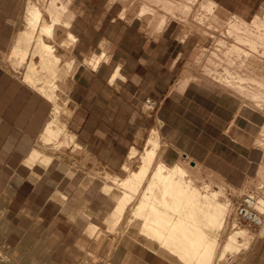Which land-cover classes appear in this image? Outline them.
Wrapping results in <instances>:
<instances>
[{
    "label": "crops",
    "instance_id": "crops-1",
    "mask_svg": "<svg viewBox=\"0 0 264 264\" xmlns=\"http://www.w3.org/2000/svg\"><path fill=\"white\" fill-rule=\"evenodd\" d=\"M24 1L0 0V49ZM214 1L246 21L264 9V0ZM117 2L73 0L78 10L72 8L70 29L77 37L72 54L79 64L69 91L73 115L68 124L82 149L97 163L123 170L135 135L138 138L141 127L153 125L141 111L143 99L152 96L160 101L164 161L174 164L190 156L237 187L254 178L263 158L256 145L263 113L230 90L189 78L188 73L183 76L187 64L195 61L199 32L181 37L182 27L173 22L158 31L143 29L136 18L118 16ZM91 50L97 55L105 52L96 68L83 63ZM42 99L0 65V193L10 194V235L21 238L40 223L58 237L59 245L51 253L58 264H72L81 243L110 264H179L137 233L141 240L123 235L112 249L110 237L96 243L86 233L90 223H105L108 197L114 203V194H106L105 184L94 175L88 179L85 171H71L56 158L47 167L26 165L49 120L44 123L48 105ZM240 264H264V236L255 238Z\"/></svg>",
    "mask_w": 264,
    "mask_h": 264
},
{
    "label": "bare ground",
    "instance_id": "bare-ground-1",
    "mask_svg": "<svg viewBox=\"0 0 264 264\" xmlns=\"http://www.w3.org/2000/svg\"><path fill=\"white\" fill-rule=\"evenodd\" d=\"M72 2L27 0L22 25L13 36L9 52L2 53L6 61L0 59L1 63L12 67L13 73L20 75L22 84L51 107L50 119L26 158V165L30 167L36 164L47 167L58 158L57 152L66 148L82 149L68 124L73 115L72 108L67 106L68 91L79 63L72 54L77 39L70 29L75 17ZM195 5L201 11L199 18L195 17L196 21L204 24L211 15L209 19L220 26L224 36L216 38L217 46L212 54L214 57L221 56V53L228 59L232 57L229 62L235 65L233 68L227 62L229 67H225L221 75H214L212 80L223 87L234 88V92L263 110L264 13L255 15L251 21L234 14L223 21L215 14L218 4L214 0H143L138 12L141 18L162 15L156 23L157 28L162 29L167 24V14L171 18L187 19ZM127 9L126 4L124 12ZM104 55L105 52L92 53L83 63L96 68ZM207 67L206 75H213V68ZM260 134L264 137V124ZM163 143L157 125L149 130L141 150L137 146L131 147L123 164L124 176L108 171L103 173L106 180L103 191L114 194V207L106 219L107 226L114 229L126 220L129 229L131 226L137 228L135 233L139 237L156 244L181 264H222L228 255L244 254L253 242L251 232L242 227L233 228L234 233L223 242L219 235L226 225L231 200L224 199L225 193L223 195L220 186V191L212 190L213 182H205L200 187L197 180L200 165L190 166L183 158L174 164L164 161ZM258 208L264 213V198H259ZM87 229L92 237L101 230L94 223H90Z\"/></svg>",
    "mask_w": 264,
    "mask_h": 264
},
{
    "label": "rangeland",
    "instance_id": "rangeland-1",
    "mask_svg": "<svg viewBox=\"0 0 264 264\" xmlns=\"http://www.w3.org/2000/svg\"><path fill=\"white\" fill-rule=\"evenodd\" d=\"M26 1L27 0L24 1L23 8L21 7V11H20L18 17L15 18L13 21H11L12 22L11 26H10L11 33L4 40L5 43L3 45V49H0V59H2V60L3 59L5 60V57H4L5 55L2 53L3 52L4 53L9 52L13 36L16 34L18 29L22 25L24 6L26 4ZM112 1H115V0H111V2ZM116 1H118L117 2V8L119 9V13H120V11H121V13H123L124 9H125V5L126 4L128 5V9L124 12V15H122L121 13L120 14L118 13V16L124 17V19H126L128 21H130L133 18H136L140 24V27L143 29H147V30L148 29H154L156 31H158L160 29V28L159 29L157 28L156 23H158V21L160 20L162 15H159V16L155 15L152 18H148V17L141 18L139 16L138 10H139L140 4L143 0H116ZM195 6H193V8H194L192 11L193 14L191 13L187 19L180 17V16L178 17L179 19L177 17L171 18L170 14L166 15L167 16V23L173 22V23L179 25L180 27H182L181 37L184 34H190L193 32H199L201 34V39H200V41H199V43L196 46L195 51H194L195 56H196L195 61H193L192 63L189 62L187 64V69L184 71L183 76L187 75V73H188L189 78L199 79V80L207 82L210 85L217 86L221 89H227V90L234 92L235 91L234 88L230 89V88L223 87L219 83L217 84V82H214L212 80L213 79L212 77L214 75H217V76L221 75V72L224 71L225 67H229V66L232 67L233 66V68H234L235 65H234V63L229 62L232 57H229V59H228L227 56H225V55L223 56L222 53H221V56L215 55V57H214V55L212 53L215 51L214 48H216V46H217L216 45V42H217L216 38L223 36V35H221V28H220V26L217 27L218 25L216 26V22L212 23L213 20L209 19L211 17V15L208 16V18H207L208 20L204 24H200L199 21L197 22L196 18L197 17L199 18L200 15H198V14H200L201 11L199 10L198 5H195ZM71 7L74 9L75 12H77L78 9L74 8L73 2L71 3ZM262 11L260 13H257V14L262 15L264 13V9H262ZM164 13L165 12L162 10V14H164ZM215 14H216L217 18L222 19L223 21L228 20V19H230V17L232 18V16H233V13H230V12L224 10L220 6H217ZM248 21H251V20H248ZM191 24L193 26H191ZM217 24L220 25L221 23H217ZM215 28L217 29V31ZM213 34H214V36H213ZM101 47H102V49H105V44L101 43ZM87 53H89L88 56L89 55L91 56L92 53L95 54V52L92 50L88 51ZM215 58H217V59H215ZM210 59L212 61H210ZM227 62H229L228 63L229 66H228V64L226 65ZM230 63L233 65H231ZM0 65L4 69H7L9 72H11V74L13 73L12 72L13 69L11 66L9 68V66L6 63L3 64L1 62H0ZM207 66L210 67L209 69L213 68V71H215V72H213L214 73L213 75H210V76L206 75L207 68H208ZM243 72H244V70H243ZM189 73H191V74H189ZM245 73H246V71H245ZM13 74L12 75L15 78H17L18 80H21L19 77L20 76L19 74H16V73H13ZM180 79H182V77ZM69 91H70V88H69ZM69 91H68V95L70 96ZM57 92L59 93V91H57ZM234 93H236L239 97L242 98V96H240V94H238L237 91ZM242 101H243V103L250 105L254 109H258L257 107H255L253 102L246 101L244 98H242ZM67 104H68L67 106L69 108H73V103H72L71 97H70L69 101L67 102ZM47 105L48 106L46 109V117H45L44 123L48 119H50L51 107L49 106V104H47ZM258 110L261 111L264 115V111H263L264 107H263V110L262 109H258ZM141 111H142V109H141ZM143 113L146 114L150 118V121H152L153 125H149L147 127H141L139 129L140 132L141 131L143 132V134H140L141 138H140V136H138V138H137L135 135V138L133 139V142L131 143V145L137 146L140 150L143 147V143H144L145 138L147 137V135L149 133V129L154 125L155 126L158 125V127H160V125H161V120L158 117L157 111L154 112L152 115H150L149 113H146V112H143ZM263 124H264V122L262 123V125ZM262 125L260 127V131H259L257 138H256V145L263 150V158H262V162L260 164L261 166H259L260 170H258V173L254 178H250L249 180H247V182L241 187L231 185L222 176H220L216 172L212 171L211 169L204 166L203 164H200L199 162L197 163V161H195V160L193 161V159L190 156H183L182 157L184 160L186 159L187 163H189L190 166L192 165V166L198 167L200 165L198 167L199 170L197 169V172H199L197 180H198V184L200 185V187L205 182L206 183L213 182L215 184L212 186V190L217 189L220 191L222 188L221 191L223 192V195L225 193L224 199L225 200H227V199L231 200L230 202L232 203V206L230 208V211L232 210V207L235 205L238 198L241 197L243 194L249 193V191L256 190L259 192V198H264V172L261 173V171L264 169V145H263L264 140H261V138H264V137H260V136H262L260 134ZM37 141H38V138L35 140V142H37ZM163 145H164V147H163V151H164V148L166 146L165 140H164ZM66 149L64 151L63 150L59 151V153L57 152L58 158L55 159L56 163H58L60 166H67L71 171H75V170L85 171L86 175L88 176V179H91V180L94 179L92 177V175H94L95 178H98L100 180L99 181L100 184L106 183V180L104 178L103 173L106 171H113V170L107 168L106 166H103L100 163H97L96 160L93 157L89 156V154L83 149H81L80 151H78V150L73 151V149H71V148H66ZM59 155L61 158L59 157ZM162 155H163V152H162ZM182 158H180V159H182ZM138 162H139V160L136 162L135 168L137 167ZM113 172L119 176L125 175V172L121 169H119L117 171H113ZM221 181H223V182L220 183ZM218 186H220L221 188ZM261 186H262V188H260ZM116 192H118V191H116ZM9 199H10V194L8 192L4 191V192L0 193V264H58L51 257V253H52L53 248L56 247L57 245H59V241L57 240L58 237L55 236L54 234H50L49 229L45 228L40 223L35 222V224L32 226V228L29 230V232L23 233L21 238L20 237L15 238V237L10 235V232L13 230V228L10 225V223L6 217L7 216V204H8ZM113 205H114L113 198L108 197L107 202L105 203V206H104L105 216L109 215L111 209L113 208ZM125 221L121 222L122 224L120 223L118 226H116V228L110 229L109 225L107 226V224H106V220L104 223V219H103V224L98 225L101 228V230H100V232L98 231V233L93 235V239H95L96 243H99L101 238L107 237V236L110 237L111 238L110 249H112L116 245L115 242H117V240L123 235L130 236L132 238H135L136 240H139V239L141 240V238H137V236L135 235V231H137L135 229H137V228H135L134 226H133L134 228H132V226H131L132 229L131 228L129 229L127 226L128 224ZM242 228L246 229V231H249L252 233V237H253L252 241H254L255 238L258 236H264V226H261L257 230H249L246 227H242ZM232 233H234V230H233V228L229 227V221L227 218V222H226L224 229L219 232V235L221 236L220 237L221 242H223L224 239H226L227 236H229ZM10 239H14V242H11ZM78 246H79V248H81V253H79V255H77V256H74L72 264H110L108 258L102 257L98 252H96L95 250H93L91 248H87L86 244L81 243ZM244 254H242L241 256H237V257L233 256V255H228L227 259L221 263L222 264H240ZM167 258H169V257H167Z\"/></svg>",
    "mask_w": 264,
    "mask_h": 264
},
{
    "label": "built area",
    "instance_id": "built-area-1",
    "mask_svg": "<svg viewBox=\"0 0 264 264\" xmlns=\"http://www.w3.org/2000/svg\"><path fill=\"white\" fill-rule=\"evenodd\" d=\"M160 106L159 99L147 96L143 99L141 109L152 115ZM262 188V186L260 187ZM259 192L249 191L238 198L232 210L229 212L228 221L230 228L246 227L249 230H257L263 225L264 213L258 208Z\"/></svg>",
    "mask_w": 264,
    "mask_h": 264
}]
</instances>
